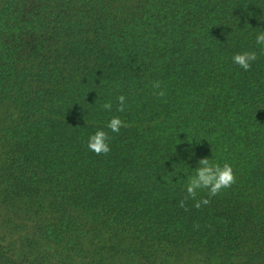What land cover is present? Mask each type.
Returning a JSON list of instances; mask_svg holds the SVG:
<instances>
[{
	"label": "trees",
	"instance_id": "16d2710c",
	"mask_svg": "<svg viewBox=\"0 0 264 264\" xmlns=\"http://www.w3.org/2000/svg\"><path fill=\"white\" fill-rule=\"evenodd\" d=\"M261 32L264 0H0V264H264ZM205 157L237 182L196 208Z\"/></svg>",
	"mask_w": 264,
	"mask_h": 264
},
{
	"label": "clouds",
	"instance_id": "9594fccd",
	"mask_svg": "<svg viewBox=\"0 0 264 264\" xmlns=\"http://www.w3.org/2000/svg\"><path fill=\"white\" fill-rule=\"evenodd\" d=\"M258 45L264 46V32L258 33L255 37ZM233 63L238 65L240 68L248 71L252 67V62L257 60V53L255 51H245L237 53L232 58ZM153 87L160 89V82L156 81ZM156 95L163 97L165 92L160 90ZM119 107L117 111L123 112L125 110L124 95L118 96ZM105 110L111 111L112 104L107 102L103 104ZM106 127L113 133H119L122 127H127L125 121L119 116H113L107 123ZM110 136L108 132L104 130H97L94 134L89 136L87 147L96 155H107L111 148L108 141ZM237 182L236 173L234 172L233 166L224 163L222 166L209 158H201L198 161V166L195 169V174L188 180L186 186V198L196 201L194 207L200 208L202 205H208L211 202L212 197L218 196L223 190L231 188ZM207 190L208 198L197 200V195L200 191ZM185 201L180 202V206L184 207Z\"/></svg>",
	"mask_w": 264,
	"mask_h": 264
}]
</instances>
